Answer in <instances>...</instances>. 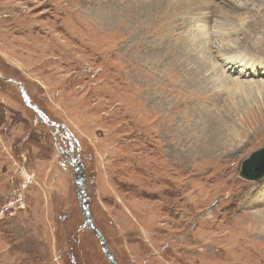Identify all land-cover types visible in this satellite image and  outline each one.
Segmentation results:
<instances>
[{
  "label": "rangeland",
  "instance_id": "obj_1",
  "mask_svg": "<svg viewBox=\"0 0 264 264\" xmlns=\"http://www.w3.org/2000/svg\"><path fill=\"white\" fill-rule=\"evenodd\" d=\"M149 1L0 0V264H110L86 224L70 152L119 264H264V178L239 174L264 146V94L236 114L213 81L222 71L264 80V66L232 68L218 53L243 45L238 54L263 62L264 25L244 35L236 22L229 41L220 22L183 30L164 2L147 14ZM230 2L264 11V0ZM228 10L212 13L232 19ZM191 43L187 60L180 48ZM189 72L209 83L190 86ZM201 109L208 137V119L224 114L238 136L189 151L181 131Z\"/></svg>",
  "mask_w": 264,
  "mask_h": 264
},
{
  "label": "bare ground",
  "instance_id": "obj_2",
  "mask_svg": "<svg viewBox=\"0 0 264 264\" xmlns=\"http://www.w3.org/2000/svg\"><path fill=\"white\" fill-rule=\"evenodd\" d=\"M230 1L231 0H150L148 3L145 2L144 6L149 7V9L147 10V14H148V13H151L154 9L159 10V7L164 2L166 4V8L173 15H176V18H179V20L182 21V22H180V24H182L181 28L183 30H188L189 27L191 26L192 21H194L193 25H195L196 22L204 23L203 26L205 28H208L211 24H218V22H220L221 26H223L222 28H224L226 30V34L228 36H230L229 41L233 40V37L231 36V32L233 30L228 26H233V24H235L236 22H241V21L243 22V25H244L243 26L244 27L243 33H244V35L247 33V31H251V33H252V31L256 30L258 27H260V25H264V18H263L264 17V11H263V13L257 15V12H255L251 6H246V5L240 6V5L233 4ZM221 3H223L225 5V7H227L228 9H231V10H228V12L232 13V16H233L232 19L226 18L224 20V19L218 18L219 16L212 13V8L213 7L216 8V6L218 4H221ZM181 9H182V17L180 16ZM170 16H171L170 18L173 17L172 15H170ZM183 16H184V19H183ZM205 31H206V29L204 30V33H203L204 35L205 34H206V36H207V34L210 35V32H205ZM197 46H199V43L197 45L195 43H191V45H189L187 48H183L181 45L180 55L185 56V58L187 60H190L188 58V56L185 55V53L190 55L192 50H196ZM240 48H243V45H239L238 48H235L233 50L230 49L231 51L230 50L229 51L223 50V51L218 52V53L223 54L221 59H223V62H226L227 64L231 65L232 68L243 67V69H244V68L249 67L250 70L254 71L259 66H264V61L262 62L255 55L241 56L242 54H238L237 51ZM211 58L212 57H210V56L208 57V59H211ZM174 59H177L176 62L177 63L179 62L180 65L183 66L182 62H180V60L177 57H175ZM258 61H259V64L255 65L256 63H258ZM170 64L171 63H167L166 66L168 67V66H170ZM167 71L170 72V70H167ZM199 71H200V69H199ZM193 74H195V75L193 76ZM229 75L231 77H228ZM229 75L226 76V74H224L223 71L221 74L214 73L213 81H215V84L222 89L220 91H217V93L221 94L224 91L227 94L226 100L222 99V101L225 100L228 103L227 105H228L229 110H233V113L238 114V112L240 111L239 105H241V103L243 101L248 100V99L254 100L256 98V94H264V80H261V81L258 80L256 82L254 80L241 78L240 74L238 75V77H234L231 74H229ZM187 76L190 78V83H189L190 86H196L198 88V86H201V84H202L201 87H205V84L209 83L208 81L207 82L205 81L207 78H205L203 76V74H201V73L189 72ZM188 77H186V78H188ZM213 81H212V83H213ZM184 85H185V83H184ZM237 102H239V104ZM198 107L201 108V106H198ZM224 108H226V107H224ZM187 114H189V113H187ZM191 115L195 116L194 125H192L191 127H189V126L185 127L186 130H183V131H181L182 130L181 127H184V126L180 125L181 126L180 127L181 133L187 135L181 139L182 142L183 141L184 142L187 141L188 143H190V141L192 142L191 145L189 144V149H188L189 151H193L195 153L199 149L205 148L206 146L207 147H215L216 145L219 146L220 144L225 143V142H223L224 139L227 140V138H236L238 136L237 129H236V127L233 126V124H231L230 126H228L226 128L222 127L224 124H222L221 122H225L227 114L226 115L224 114L222 116L216 115L214 117V120L208 119L211 121V123H214V125L216 126L215 133H213L214 135L212 138H210L211 135L208 137L207 134L203 133L204 132V124L203 123H205V124L207 123V121L205 119L210 118L209 114L206 111H204L203 109H201V110H199V112H196V113L194 111L193 113H191ZM231 129H232V132H231ZM224 130L230 131V133L225 132ZM187 132H189V134H186ZM200 133H202V134H200ZM222 138H224V139H222ZM210 139H212V140H210ZM239 148L241 149V147H239ZM211 151H213V150H211ZM73 167L76 171V168H75L76 164H74Z\"/></svg>",
  "mask_w": 264,
  "mask_h": 264
},
{
  "label": "water",
  "instance_id": "obj_3",
  "mask_svg": "<svg viewBox=\"0 0 264 264\" xmlns=\"http://www.w3.org/2000/svg\"><path fill=\"white\" fill-rule=\"evenodd\" d=\"M22 95L24 97V102L26 103V105L29 106L31 109H33L48 126H54V127L59 126L58 124L50 120L47 117V115L38 106L34 105L31 102L25 90L22 91ZM83 170L84 169L82 167V169L80 168L78 174L76 173L78 177L76 178V181L78 183V189L81 191L82 194H84V188H85L84 187L85 178H84ZM239 174L242 179L248 181L258 182L264 178V146L254 151L247 159H245L242 162V167ZM82 211L84 214L86 224H88L90 230L93 231L99 237L102 245V249L106 257L108 258L110 264H119L116 258L114 257V255L109 251L105 238L94 226L90 216V209L88 204L86 208L82 207Z\"/></svg>",
  "mask_w": 264,
  "mask_h": 264
},
{
  "label": "flooded vegetation",
  "instance_id": "obj_4",
  "mask_svg": "<svg viewBox=\"0 0 264 264\" xmlns=\"http://www.w3.org/2000/svg\"><path fill=\"white\" fill-rule=\"evenodd\" d=\"M55 128H59V126H57ZM59 148H60V146H59ZM61 149H62V147H61ZM65 158L67 160H69L73 165L76 164V167L75 168H76V173L78 174V172L80 171V168L82 169V165L77 160V157H75V155L72 152H70V153H66L65 154ZM76 173H75V177L78 178L77 175H76ZM83 174H84V178H85L84 170H83ZM78 196H79L80 203L82 204V207L86 208L87 204L89 206L88 198L86 197V194H85V188H84V194H82L81 191L78 189Z\"/></svg>",
  "mask_w": 264,
  "mask_h": 264
}]
</instances>
